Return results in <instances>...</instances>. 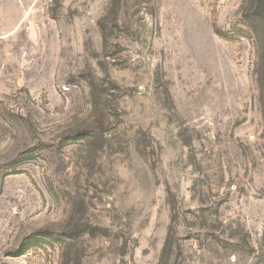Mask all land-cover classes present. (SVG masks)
<instances>
[{
	"label": "rangeland",
	"instance_id": "374dc122",
	"mask_svg": "<svg viewBox=\"0 0 264 264\" xmlns=\"http://www.w3.org/2000/svg\"><path fill=\"white\" fill-rule=\"evenodd\" d=\"M0 264H264V0H0Z\"/></svg>",
	"mask_w": 264,
	"mask_h": 264
}]
</instances>
